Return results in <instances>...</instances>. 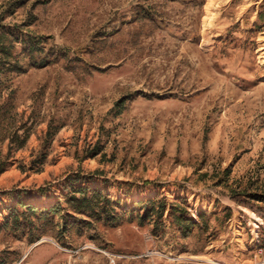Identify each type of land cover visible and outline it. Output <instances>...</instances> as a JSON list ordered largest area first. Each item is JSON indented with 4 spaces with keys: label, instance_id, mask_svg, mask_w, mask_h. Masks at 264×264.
Returning a JSON list of instances; mask_svg holds the SVG:
<instances>
[{
    "label": "rangeland",
    "instance_id": "obj_1",
    "mask_svg": "<svg viewBox=\"0 0 264 264\" xmlns=\"http://www.w3.org/2000/svg\"><path fill=\"white\" fill-rule=\"evenodd\" d=\"M12 1L0 0V24L41 41L40 57L55 50L65 58L29 68V46L19 43L24 70L0 74L7 122L31 132L0 176V257L264 264V204L251 197L264 191V0H30L9 15ZM50 125L60 130L44 146ZM8 145L0 138V157ZM40 152L49 154L44 162ZM226 168L236 194H248L217 185L214 175ZM69 176H80L74 187L106 190L120 211L158 195L186 199L210 231L185 239L166 215L157 227L125 222L61 234L60 226L30 245L29 231L6 227L21 202H63Z\"/></svg>",
    "mask_w": 264,
    "mask_h": 264
},
{
    "label": "trees",
    "instance_id": "obj_2",
    "mask_svg": "<svg viewBox=\"0 0 264 264\" xmlns=\"http://www.w3.org/2000/svg\"><path fill=\"white\" fill-rule=\"evenodd\" d=\"M30 0H14L9 4L5 13L14 15L17 9L23 8ZM3 20V16L1 17ZM28 23L23 26H29ZM27 36L17 34L11 29H7L5 25L0 24V74L9 72H21L25 66L21 59L15 54V50L19 43L29 46L28 51L31 53L29 59V68H45L51 64L57 63L61 58H65L59 51L52 50V59H48V55L40 57L44 50L40 48L41 41H26L30 39ZM31 40V39H30ZM36 53V54H35ZM124 100H119L116 106L123 108ZM5 105L0 107V138L1 141L9 142V152L0 157V176L6 172L11 166L13 151H19L27 145L31 132L26 127H15L11 122H7V113ZM59 128L54 129L51 125L48 128L44 139V146L52 144ZM4 134V135H3ZM48 153L40 152L38 157L44 160L48 158ZM231 169L226 168L220 173L214 175L217 179V185L230 188L231 192L237 194H248L249 187L237 193L229 185V177ZM208 176V174H205ZM80 176H69L68 182L72 185L80 181ZM70 185V186H71ZM258 190V189H257ZM252 199L258 203L264 204V191L261 194H252ZM62 201L49 206H36L32 203H19L15 208L11 209L6 227L11 224L15 231H22L27 235L29 231V243L35 245L47 236L51 230L56 227H62L61 234L68 232L73 227L93 229L97 225L103 227H114L125 222H137L139 226L144 227L148 223L154 222L155 226L163 225L166 215L171 220V227L176 232H180L183 238H189L195 231L201 234H208L210 231V223L205 213L200 215L201 221L194 220L189 213V205L186 199L178 198L173 202L163 195L151 198L141 199L133 203L131 208L119 210L121 206L120 200L114 201L110 194L104 189L91 188L86 186L68 187V192L64 195ZM21 208V209H19ZM56 217H60L62 223L56 224ZM161 222V224H160ZM159 223V224H157ZM0 264H7L5 258L0 257Z\"/></svg>",
    "mask_w": 264,
    "mask_h": 264
}]
</instances>
